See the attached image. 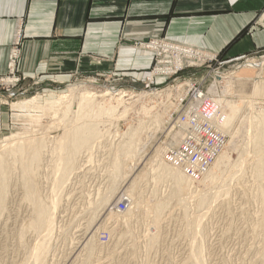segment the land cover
<instances>
[{
  "label": "rangeland",
  "instance_id": "374dc122",
  "mask_svg": "<svg viewBox=\"0 0 264 264\" xmlns=\"http://www.w3.org/2000/svg\"><path fill=\"white\" fill-rule=\"evenodd\" d=\"M153 41H156L159 51L146 48L147 41L142 45L153 53V62L141 80H129L115 75L111 78L81 75L59 85L41 86L33 81L29 87L16 86L14 89L6 87L4 83L0 84V153L14 143L23 142L25 137L29 140L38 137L53 138L62 129L69 127L73 115L70 112L64 115L63 109L69 103L77 102L79 95L76 91H90L97 100L103 99L105 103L112 104L116 111L112 113L114 117L111 119L119 122V133L130 125H136L138 120L147 123L150 130V137L145 140L142 149V162L131 176L115 183L106 170L110 167L105 168L108 158L103 150L96 152L91 161L81 159L82 165L68 174L70 179L64 181L58 189H53L54 178L59 176L57 173L61 164L57 165L50 151H44L39 165L25 174V178L21 172V162L9 156L10 180L8 178L6 193L2 194L0 190V264H32L30 253L43 234L27 227L36 207H30L32 203L28 191L23 187L25 179L35 182L37 194L40 192L39 197L47 204L51 203L53 196L57 199L61 196L55 211L54 230L48 237L44 264H196L194 258H191V252L192 247L197 249V245L203 250L199 254L201 264H264L260 259L264 249V228L260 226L262 205L255 189L259 182L255 180L254 173H251L252 169L249 170L252 168L251 150L254 146L253 139L250 138H253L256 131L252 128L256 127L260 117L264 115L260 113V110L264 111V64L249 65L261 64L264 55L228 61L223 59L222 54L198 51L192 53L189 51L191 48L188 50V47L164 39ZM192 84L209 99H224L232 103L235 101L238 111L232 122L225 129H220L219 133L224 137L219 154L225 151L228 155L226 161L229 163L225 161L228 164L223 163L214 169L217 174L209 180L212 182L194 181L189 193L173 196L171 181L158 172L157 159L166 161L165 152L177 147L185 134L181 132L176 139L172 138L177 130L184 129L183 126L180 127L178 120L180 116L189 113ZM106 89L108 93L103 92ZM63 94L67 95L66 98L61 97ZM117 94L122 97L118 98ZM123 106L128 108L126 113L122 111ZM103 119L107 118L97 119L100 122L99 129L104 127L101 123ZM46 141L50 144V141ZM79 153L77 160L82 155ZM246 156L250 162L246 159L248 163L241 167L244 171L240 167L233 168L234 163ZM130 163L132 162L129 161L124 166V171ZM246 166L250 168L246 169ZM140 173L142 177L137 179ZM132 180L138 185L134 191L129 187ZM112 185V199L101 204L102 196L107 191L111 192ZM125 189L129 193L131 190L135 195V205L131 204ZM200 196L206 198L203 206L197 203ZM124 198L129 200V206L126 211L118 212L116 206ZM178 198L182 205L181 202L178 203ZM157 200H167L168 203L156 227L151 221L152 210L148 213L146 210L152 209ZM124 213H127L125 218H121ZM197 215L201 216V225L199 223L195 230L197 226L187 224L185 216L191 219ZM154 234L156 241L147 247L148 238ZM88 242L93 245L91 251H88Z\"/></svg>",
  "mask_w": 264,
  "mask_h": 264
},
{
  "label": "crops",
  "instance_id": "0c3cea01",
  "mask_svg": "<svg viewBox=\"0 0 264 264\" xmlns=\"http://www.w3.org/2000/svg\"><path fill=\"white\" fill-rule=\"evenodd\" d=\"M159 39L228 61L264 55V0H0V84L141 80L153 62L142 45Z\"/></svg>",
  "mask_w": 264,
  "mask_h": 264
},
{
  "label": "bare ground",
  "instance_id": "6f19581e",
  "mask_svg": "<svg viewBox=\"0 0 264 264\" xmlns=\"http://www.w3.org/2000/svg\"><path fill=\"white\" fill-rule=\"evenodd\" d=\"M198 52H200V51H198ZM202 53L206 54V52H202ZM263 64H264V61H262L261 64H250L249 66H256V65L257 66H261ZM222 78H223V76H222ZM74 88H75V86L71 89V91H73ZM76 92L79 95L77 97V102L75 104L73 102L69 103L65 107V109H63V114L64 115H66L69 112L72 113L71 115H73L72 116L73 117L72 118V123H70L68 125L69 127H65V129H62L53 138H49V137H45V138L44 137L43 138L42 137H40V138L38 137V138H35L34 137L35 139L29 140V139H27L25 137L24 141L20 140V141H23V142L14 143L13 145L6 147L5 150H3V151L1 150L2 152L0 153V184H1L0 185V190H1L2 194L6 193L7 185H8V178H9V174H10V163H9V160H8L9 156H12V158L14 160H19L21 162V164H22L21 172L23 173L24 178H25V174L31 172V170L33 168H35V166L39 165V163L41 162V158H42V155H43L44 151L45 150L46 151H50V154H52L54 156V158L56 159L55 161L57 162V165H58V163L61 164V166L59 165L60 168L58 167L59 168L58 171H59L60 174L56 172L59 176L56 177V179L54 178L55 187H53V189H56V188L58 189V187H60L64 183V181H66L67 179H70L68 177V174L70 175V173L72 171H74L77 167L82 165L83 162L81 161V159H85V161H87V162L91 161L93 159V157L95 156V153L98 152L99 150H103L104 154L107 155L106 157L108 158V160L106 161L105 168L110 167V168H108L106 170H108L109 174L111 175V180L114 183L120 181V179L124 180L128 176H131L133 174V172L138 168V164L140 162H142V159H141L142 156H143L142 155V153H143L142 149L145 146V140H147V138L150 137V130L148 128L149 125L147 123H145L143 120H138L136 125H130L124 132L121 131L122 133H119L118 128H117L118 127L117 124L119 122L118 123L117 122H113V119H111L112 117H114V114L112 115V113H114L116 111V109L112 106V104L105 103V101L103 99L102 100H97L96 99L97 97L95 96V94L91 93L90 91H83V92L76 91ZM103 92L108 93L107 89H106V91H103ZM118 94H117L118 98L122 97L121 95H118ZM121 94H123V93H121ZM66 96L67 95L63 94L61 97H65L66 98ZM31 99H34V98H31ZM216 102L219 103V106H221V108L223 107L222 108V115H221L222 122L220 124V126L223 127V128L220 127V129H225V126H227L230 122H232V119H233L235 113L238 111V106H237V104H234L235 101L232 103V102L227 101V100L225 101L224 99H223V101L221 99L218 100V98H217ZM56 103H58V102H56ZM117 106H119V105H117ZM141 106H143V105H141ZM73 107H74V109L72 110ZM134 107H135V105H134ZM145 108H146V106H145ZM154 109H156V108H154ZM127 110H128V108L123 106L122 111L124 113H126ZM145 111L148 112V110H145ZM260 111H261L260 113H264V111H262V110H260ZM156 112H158V111H156ZM156 112H155V114H156ZM120 113H122V112H120ZM129 113H131V112H129ZM138 113H140V112H138ZM148 113H150V112H148ZM151 113H153V112H151ZM159 113H160V111H159ZM157 115H156V117H157ZM85 116H86V119L84 118L85 119L84 120L83 117H85ZM150 116L152 117V115H150ZM257 116H260V115L258 114ZM257 116H254V117H257ZM88 117H91V119H88ZM99 117L100 118L101 117H106L108 119V120L107 119H105V120L103 119L101 121L102 125L104 126L102 129H99V127H98V123H100V122L97 119ZM92 118H93V120H92ZM95 118H97V119H95ZM120 119H122V118H120ZM143 119L145 120L146 118H143ZM163 119H164V117H163ZM151 120L150 121L153 122V119H151ZM250 120L253 121L252 119H250ZM115 121H116V119H115ZM111 122H113V123H111ZM254 122L251 123L252 126H253ZM110 126H112V127H110ZM113 127H114V129L112 130ZM158 127H160V126H158ZM178 127H179V125H178ZM180 127L183 128L182 126H180ZM172 129H174V128H172ZM252 129L253 130L256 129L254 134L253 135L251 134L253 138H250V139H253V144H254V146H253L250 143L251 146H253V148H252L253 150H251V152L253 151V155H252L253 156V161H251L252 165L250 164V166H252V168H250V166L247 167L248 166V164H247L246 169L250 168L249 169L250 171L252 169L251 173H254L253 176L256 177L255 180L257 182H259V185H256V187H255V189L257 191V193H256V191H255V193L259 196V200H260L259 202L262 205V218L260 220L261 221L260 222V226L264 228V184H261V183L264 182V181L263 182L261 181L262 179H264V115H262L260 117V120L258 121L256 127L252 128ZM181 132H183V131L182 130H177L172 135V138L176 139V136L181 134ZM231 135H233V134H231ZM248 136H250V135H248ZM247 138L249 139V137H247ZM46 139L48 141H50V144L47 143ZM232 139L233 138H231V140ZM248 139H247V141H249ZM180 141H181V139H180ZM251 142H252V140H251ZM224 149H225V147H224ZM246 151H248V150H246ZM47 153L49 154V152H47ZM78 153H79V155L80 154H82V155L78 156V160H77ZM227 157H228V155H227V153H225V151L221 152L219 155L217 154L215 159H214V161H213V163L203 172L202 176L196 181L197 182H204L206 180H208V181L210 179L212 180V178L215 177V173L217 174V172H214V169L216 170V168L220 167L223 163L228 162V161H226ZM246 157L241 159V160L239 159V162L237 161L238 163L237 162L234 163L233 164V165H235L234 167L230 164L231 167H233V168H236V167L239 168L240 167V169H241V167H243L246 164V162H247L246 159H248V157L247 158ZM229 159H230V157H229ZM129 161L132 162V163H130L129 166L126 167V170L124 171L123 170V169H125L124 166H127ZM248 161L250 162L249 159H248ZM50 162H53V160L50 161ZM228 163H226V164H228ZM156 166H157L158 172L160 174L165 175L166 178L171 181V184H172L171 194L173 196H175L177 194L180 195V194H183L185 192L189 193L188 190L192 186L191 184H192V182H194V179L186 176L180 168H178L176 166H172L168 162L163 161L161 158L157 159V165ZM55 167H57V166H55ZM11 169H12V167H11ZM220 169H218V170H220ZM241 170H243V168ZM220 175H221V173H220ZM219 176H217V177H219ZM141 177L142 176H141V173H140L137 179H140ZM9 180H10V178H9ZM25 180L26 181L23 183V187H24V190L27 189V191H28V196H29V199L31 200V201L30 200L29 201L32 203L30 205V207L32 205H34V207H36L34 209L33 218L31 219L29 224L27 222H25V224L26 223L28 224V226H27L28 229L29 228H34V229H36V230H38V231L43 233L41 235L40 241H38V240H37L38 242L36 241L37 245L35 246V248L32 250V252L30 251L31 252L30 255H31L32 259H33L32 264H44L45 256L47 254V246H48V242L47 241H49L48 237L50 236V234L54 230V222H55V214H56L55 211H56V209H57V207L59 205L58 204V201H59L58 199H60L61 196L58 197V199H57V198H55V196H53L55 194H53L52 196L54 198L51 199V203L50 204H47V203H45L43 201V199H41L39 197L38 194H40V192H38V194H37L36 191H38V188L36 187L37 190H35V184H34L35 182L32 181L31 179H25ZM214 180H216V179H214ZM209 182H212V181H209ZM36 186H38V185H36ZM137 186H138L137 182L135 180H132L129 187L132 189V191H134V189L137 188ZM63 187H64V185H63ZM122 187H123V185H122ZM113 189H114V185H112L111 188H110L111 192L107 191L108 193L106 192V194L102 196V199L100 201L101 204L108 203V201L110 199H112L111 196H112ZM122 189H124V188H122ZM60 191H63V190L61 189ZM132 191L130 190V193H129L128 190L125 189V193L128 194L129 197H130L131 204L133 203V205H135V203H137V200H135V195L132 193ZM224 192H226V191H224ZM54 193H56V192H54ZM183 195H185V194H183ZM197 195H199V194H197ZM202 196H203V194H202ZM23 197H24V195H23ZM27 199H28V197H27ZM178 199L180 200V198H178ZM205 199H204V197L200 196V198L198 199L197 203H199V205H202L205 202ZM257 200H258V198H257ZM179 202H181V200L178 201V203ZM152 203H153V201H152ZM167 203H168L167 200H162V201H158L157 200V202H154V205H153L152 209H147V210L145 209L147 213L149 212V210H152V215H151L152 220L151 221H152V223L154 225H156V227L159 225V222H160L161 217H162L163 209L167 206ZM180 204L182 205V202ZM261 205H260V208H261ZM128 206H129V200L127 199L126 208L124 210H122V211H120V210H118V211L119 212H124V211L127 210ZM195 206L198 207L197 204H195ZM111 211L112 210L110 209L109 213H111ZM128 211L129 212L131 211L130 208L128 209ZM31 212L32 211H30V213ZM126 214L127 213H124V214H122V216H120V215L119 216L121 218H125L124 216ZM183 214H185V213H183ZM185 217L187 218L186 219L187 220V224H190V223H192V225L195 224L197 226V228H195V230L198 229L199 223H200V218H201L200 215L192 217L191 219L188 218L187 216H185ZM110 218H113V216H110ZM15 219H16V217H15ZM92 220H93V218H92ZM123 221H125V220L123 219ZM200 225H201V223H200ZM22 226H23V224H22ZM23 229H24V226H23ZM23 229L21 231H23ZM196 232H198V231H196ZM21 234H22V232H21ZM201 234L202 233H200V235ZM200 235H198V236H200ZM148 237H149V235H148ZM22 238H24V237H22ZM149 238H148L149 242L147 244V247L153 245L152 244L153 241L155 239H157L155 234L152 235ZM198 243H200V242H198ZM87 245H88L87 246L88 247V251H91L92 248H93L92 243L88 242ZM198 246L199 245H197V249L195 247H192L193 251L191 250L192 251L191 252L192 253V257L191 258H194V261L197 262L196 264H201L200 259L202 260V258H200L199 254L200 253L202 254L203 250L201 249V247L198 248ZM262 250H263V252L261 254L260 259H262V261L264 262V249H262ZM196 253H198L199 256ZM24 263L26 264V262H24ZM202 263H203V261H202ZM28 264H30V263H28Z\"/></svg>",
  "mask_w": 264,
  "mask_h": 264
},
{
  "label": "built area",
  "instance_id": "2783aa9c",
  "mask_svg": "<svg viewBox=\"0 0 264 264\" xmlns=\"http://www.w3.org/2000/svg\"><path fill=\"white\" fill-rule=\"evenodd\" d=\"M147 43L146 48L159 51L156 48L158 47L156 41L151 40ZM189 51L194 53L196 50L190 49ZM190 88H193V94L190 98L189 113L180 116L178 120L179 125L184 127L185 134L177 147L165 152V160L196 181L219 154L224 144V137L219 134L222 122V109L219 108L221 107L219 103L215 99L204 96L194 84ZM126 205L127 199L124 198L118 202L116 210L122 211Z\"/></svg>",
  "mask_w": 264,
  "mask_h": 264
}]
</instances>
